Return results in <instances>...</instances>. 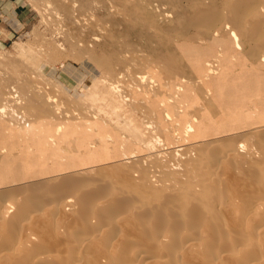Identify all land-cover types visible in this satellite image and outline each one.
I'll return each mask as SVG.
<instances>
[{
    "label": "rangeland",
    "instance_id": "obj_1",
    "mask_svg": "<svg viewBox=\"0 0 264 264\" xmlns=\"http://www.w3.org/2000/svg\"><path fill=\"white\" fill-rule=\"evenodd\" d=\"M107 1L108 0H0V94L1 93L4 94V95L2 94L0 95V107H1L0 108V114H1V118H0V123H1L0 124V127H1L0 128V156H1L0 157V179H1L0 188L6 187V186H13V185H23V184L25 185L31 181L32 183L31 184L29 183V185H32V184L33 185L34 184L52 185L54 182L56 183L63 182L65 185L71 181L70 176L71 177L73 176L71 178L72 180L74 179L73 181L79 180L81 182L80 185H86V184L88 185H97V184H100V185L102 184L103 185H167L168 183H169L168 185H198V181H199L198 175L202 176V174H204L206 171L212 172L208 169V167H206L207 162L211 159L209 155L210 153L208 155L205 153L204 156H201V159L198 162V164L194 162H191L192 163L191 164V163L186 162L187 158L185 157V154L183 152L188 151V153H190L189 158L194 159V157L197 156L198 150L203 148L201 147L202 144L206 146V149L208 150L212 149L211 146H209L211 144L207 145L204 141H206L207 143H210L215 138H217L215 140H221V137L223 139L224 138L226 139V137H228L229 139L230 137H232V136H229L231 134L233 135V137L237 136V138L236 137L235 138L238 139V135L241 136V133L242 132L244 133L245 131H253L246 135L254 134L256 132L254 130L256 128V126H254L255 124H261L264 126V118H263L264 117V105L259 106L258 104V102H261L264 104V60H262L264 56V54H262L264 52V46H263V43L261 42L262 40L252 39L254 42L253 43L251 41V38H248L247 36H244L241 33H239V39H240L239 41L241 42V48L239 49V52L236 53L235 56H231L232 54H230V56L227 57L226 59H222V57L217 54V50H214L216 47L215 46L216 43H213V41L208 39L206 35L204 36V32L202 30L191 27L190 34L192 38L188 39V41L187 40L182 41L180 39H176L177 34L175 31H173L172 33L169 32V35H171L173 38L175 37L174 40H166L165 37H164V40L163 38L148 40L146 35L138 34L140 32L139 27L137 28L136 26L135 27L131 26L130 28L127 29L125 25V19H127L126 17L127 13L122 8V6L119 5V7L117 8L109 7ZM166 6L170 7L172 11L174 10L172 13H174L177 10L176 6L172 5L171 2ZM158 13L159 12L157 11L156 12V14L158 15L157 21L158 20L160 21L157 22L156 26H154V29H151L150 27V30L149 28L145 30L147 34H152L153 31L156 33L159 31L160 33L159 32L158 33L162 35L164 33L161 28L162 25L163 27H167L168 25L169 28L174 26L175 24V21L173 20L174 16H171V15L167 16L165 14H162V12H160V14ZM81 15H83V17L85 16V18L84 19L83 17L81 18ZM112 20L118 21V22L111 28L109 27V25ZM169 21H170V24H169ZM135 32H138V33H135ZM95 37L97 39H95ZM128 38H130L131 40ZM198 38H201V39L198 40ZM202 39L204 41H202ZM247 39L249 40L247 41ZM145 41H147L148 43ZM201 41L203 43H201ZM149 42L151 45L149 44ZM84 43L86 44L84 45ZM207 43L211 44L209 52L208 50H206V48H208ZM248 43H250L249 46H248ZM255 43L257 44L254 45ZM258 44L263 47H259ZM212 45H214V49L212 48ZM140 46H142L143 48ZM164 46H166V48ZM176 46L178 49L175 48ZM137 47L139 48L137 49ZM247 47H251V48L253 47V48L247 49ZM151 48H153V50ZM211 48L213 49V54L211 52L212 50ZM136 51L140 53L138 52L136 53ZM204 51H207V54L204 55ZM247 51L251 52V54L247 53ZM244 52H246L247 54L246 53L243 54ZM128 53L130 56L127 55ZM182 53L184 56L180 55ZM27 54L28 55L30 54V56H28ZM138 54L139 56L142 55V57L140 56L138 58ZM145 54H148V55H145ZM93 55L99 57L102 60H105V62H101V64H97V62L93 60L94 59L92 57ZM249 56L252 58H250ZM132 57L133 58L136 57L134 58L135 61L132 60L133 59ZM206 57H208V59H211V57H213V59L215 60L214 65H216L215 67L217 68L216 73L206 71L208 70L205 64L206 60H208ZM238 57L240 58L241 62L239 61ZM38 58L40 59V62ZM140 58L143 61H141ZM137 59L138 61L142 63H139ZM198 60L199 62H201L200 63L201 65L199 67H196L195 64H196V61L198 62ZM133 62L135 66L134 64H132ZM146 63H148L147 64L149 65L148 67L146 66ZM183 63L186 65H184ZM143 64H145V66ZM227 64L230 66V68L233 65L235 66H233L230 69ZM174 65L175 67L172 68ZM31 66L33 67L31 68ZM142 67H145L146 69ZM166 67L168 70L169 69L171 70L168 71ZM25 69H28V70H25ZM127 69H129V71ZM221 69H222V72H221ZM223 69L226 70L227 73ZM23 70L24 72L26 71V73H24ZM125 71H127V74H128L127 76L125 75L126 74ZM30 72L37 73L38 77H36L35 74L33 75ZM22 73L32 74L31 78L28 77L29 75L28 76L26 75V77L23 76ZM137 73H141L140 76H138L139 74L136 75ZM173 75L175 76L173 77ZM124 76H126V79L124 78ZM32 77L34 78L36 77L35 80L33 79L34 84H32V81H33ZM147 77L149 79H146ZM17 78L22 79L20 80L21 85H20V81ZM38 78L40 79V81H42V82L38 81L40 82L38 83L39 85L36 84L37 83L36 80ZM129 78H131V80ZM141 78L142 79L144 78L145 80L143 79L142 81ZM150 79H152V81L154 80L153 81L154 83L150 81ZM188 79H189V83L188 81L186 82V80ZM16 80H18L19 83H16L17 82ZM132 80L134 81V83H132L133 82ZM164 80L166 84L164 83ZM196 80L197 81L199 80V81L194 82ZM118 81H119V84H118ZM191 81L193 82L192 84H191ZM142 82H143L144 88H143V85H141V87H137V88L135 87V86L142 84ZM41 83L44 86H42ZM128 83H129V86H127ZM149 83H150V86H149ZM162 83H164V85H162ZM257 83L259 84V87ZM14 84L16 85L13 88ZM172 84H173V87H175V89L172 87ZM176 84H178L177 87L179 88V90L176 87ZM11 85L12 87H10ZM122 86L123 87L125 86L124 88L126 89H123ZM179 86L182 88H180ZM237 86H239V88ZM54 87L55 88L57 87L56 88L57 90ZM128 87H130L131 89ZM5 88H8V89H5ZM23 88H25L27 91L25 90L24 92ZM36 88H39V90H36ZM45 88L46 90L48 88V90L47 91L44 90ZM149 88H151L152 90ZM131 90H132V93H131ZM150 90L152 92H150ZM169 90H172V91H169ZM124 91H126V93ZM16 93L19 96L14 95ZM46 93L47 94L50 93V94L46 95ZM66 93L68 96L66 95ZM168 93L171 96H169ZM25 94L26 95L29 94L28 95L29 97L27 96L26 98ZM51 95L53 97H51ZM145 95L147 97H145ZM177 95H180V96H177ZM45 96H50L51 98L55 97L56 99L55 98L54 99H55V102L57 103H55L53 99L45 97ZM13 97H14V100H13ZM19 97L20 99L24 101L25 100L28 101L27 99L30 97L32 99L34 98L35 106H33L34 108L33 107L32 108L33 109L37 108L36 110L38 111V108L42 107V109H44V112H40L38 114L37 111L35 110L36 113H31L27 109L29 108V106L26 105L27 107L24 106L26 108V113L23 114V111L25 108L23 107L22 102L24 101L21 100L22 102L20 103ZM255 98H257V100H255ZM258 98L261 100H259ZM15 99L17 102L19 101L16 104L13 103ZM47 99L51 100L50 101L51 103H49ZM129 99L131 102L129 101ZM141 99L142 101H140ZM247 100H250V101H247ZM171 101L173 102L170 103ZM10 102L12 104H10ZM162 102L163 104L161 105ZM199 102L201 103L200 105H202L203 107L199 105ZM19 103L21 104L22 107L20 105H17ZM72 103L74 104L73 106H75V108L72 106ZM184 103H186L187 105ZM54 104L55 106L58 105L59 109H57V106L55 107ZM16 105H17V108H16ZM51 105L53 106L51 107ZM2 106H4V109ZM175 106H177V108ZM193 106L195 107V109ZM9 108L13 110L8 111ZM144 108H147L148 112ZM72 109L74 110V112ZM59 110L61 112L63 111L64 114L59 112L60 115H58ZM75 110H79L78 113H76ZM82 110H84L85 112L88 110L89 112L87 111L86 113H89L91 116L88 114V117H86L87 115L85 114L84 111L82 112ZM174 110L175 111L179 110V112L174 113L173 112ZM64 111L68 113L67 116L65 114L66 112ZM162 111L163 113L161 114ZM12 112L13 114H17L19 118L18 119L16 115L12 114V116H16V120L13 118L15 120L14 122H13L12 116L8 115L9 113L11 114ZM20 112H21V115L23 114V116L25 115L27 118L23 116H22L23 118L22 117L20 118L18 115L20 114ZM55 112H57L56 115H54ZM81 112L83 113V116H84L83 118H81L82 116L80 117L78 115V114L82 115ZM151 112H153V114ZM28 113H29V116H27ZM144 113L146 114V116ZM30 114H32L36 118H34L33 116L30 117ZM175 114H177L178 118L177 116H175ZM4 115L8 116L9 118L11 116L10 119H12V121L8 117H2ZM92 115H95V116L93 117ZM165 115L168 118H166ZM89 116L91 117V119ZM260 116L261 117L263 116V117L260 118ZM25 118L27 121H25ZM193 118H195V120ZM3 119H4V122H3ZM17 119L18 120L22 119L23 121L22 122L17 121ZM122 120L124 122H122ZM170 120H172V122H170ZM174 120H176V122ZM115 121L118 122V124L121 123V125L114 124ZM185 121H187L189 124L186 123ZM26 122H28L27 123L28 125L26 124ZM52 122L54 123L52 124ZM151 122L152 123L154 122V123L151 124ZM104 123L105 124L107 123L108 126L104 125ZM122 123L123 125L127 124L125 125V127L129 126L128 127L129 129L130 127L132 128L130 129L131 133L128 130V128H125V129L123 128L124 126H122ZM47 124H49V126ZM190 124L192 125L190 126ZM14 125H16V127ZM150 125H153V126L157 125V126L152 128ZM57 126L58 127L60 126L59 128L60 130H56ZM171 126H174V127L172 128ZM187 126L188 127L190 126L189 130ZM37 128L38 130H35ZM150 128L152 129L154 133L150 130ZM165 128L168 130H166ZM89 129H90V132H89ZM113 129H115L116 131L115 130L113 131ZM148 129H149V134L147 131ZM153 129H155V131ZM184 129H186L185 134L183 133ZM144 131L146 133L145 135H144ZM156 131H157V134H156ZM158 131L159 132L161 131V132L159 133ZM119 132L121 135L119 134ZM132 132L135 134V136H132L133 134ZM138 132H139V135H138ZM150 132L152 135L150 134ZM177 133H179V135ZM147 134L149 135L150 138H147L148 137ZM140 135H143V136H140ZM157 135L159 136L157 137ZM106 136H107V139H106ZM37 137L39 139V142H38ZM100 137H101V140H99ZM175 137H178V138H175ZM233 137H232V141H235L236 139L234 140ZM138 138L139 140L142 138L148 139L147 142L144 139H143L144 141L140 140L144 144H146V146L145 145L144 146L147 147V149L144 146L141 147L142 143L139 144L140 142L139 140H137ZM130 139H132V141ZM135 139L137 141H135ZM149 139L153 140V141H150L151 144L152 142H155L152 144V146L149 143ZM252 139L253 141H255L254 136H252L251 140ZM71 140L73 143L71 142ZM158 140H162L163 142L158 141ZM32 143L35 145L32 146L33 145ZM158 143L160 144L162 143L164 148L162 147V145H158ZM61 145L64 147L66 146L65 148H67L68 151H66V149L62 147ZM71 145L73 146L71 147ZM6 146H7V149H6ZM24 146L26 147V149ZM152 147L153 149H151ZM197 147H201V148H197ZM3 148L6 149V151H4ZM39 148L41 151H39ZM53 148L55 150H53ZM63 148L65 149V151ZM90 148L92 149L90 150ZM116 148L117 149L119 148V149L118 151L115 152L116 154L115 155L113 153V150H117ZM222 148H224V146H222ZM57 149L59 151H57ZM212 151L214 150H211V152ZM7 152H8V155H6ZM15 152L19 154L15 155L16 154ZM162 152L164 153V156L167 157L168 159H166L163 155H161ZM11 153H13L12 155H14L15 157L14 156L10 157ZM24 153H25V156H24ZM175 153H178L179 156L178 154H176L175 156L172 155ZM160 155L163 156L164 158L160 157ZM54 156L56 157L54 158ZM146 156H148L149 158ZM181 156H183L184 158ZM23 157H26V158L21 160V158ZM45 157L47 160L45 159ZM10 159H12L11 162L8 161ZM20 160L23 163L20 162ZM118 162H120L119 165L121 164L122 167L119 165L118 166L115 165V163L118 164ZM5 163L8 164L6 165L7 169L5 167ZM172 163L173 164L175 163L176 165L175 164L174 165L177 166V168L174 165H172ZM107 165L113 166V167L109 166L111 168V172L115 168L114 169L115 172L113 171L114 174L110 172V169ZM91 166H94L95 168ZM199 166L200 167L202 166V167L199 168ZM203 166L204 168L205 167L206 168L204 169ZM60 168L64 172L61 171ZM89 168L95 171L93 170L91 171ZM120 168H121L120 172L119 170H116ZM10 169L12 170V172ZM20 170L22 171V173H20ZM191 170L193 171V174ZM107 171H109L110 173ZM116 171L120 173V176ZM135 171H138L137 172L138 174ZM61 172L63 175L61 174ZM68 173L70 175L67 176L66 174ZM64 174L69 178L68 182L61 178L65 176ZM136 174L139 176H136ZM125 176H128L129 179H125L124 178ZM151 176H154V178L156 179L154 180V178ZM39 179L41 181L42 180L44 181L40 183L38 182L39 184H37L36 182L40 181ZM142 179L145 184L142 183L141 181ZM144 179L150 180L151 182L149 184H146L145 182L146 180ZM49 180L50 181L52 180L54 182L51 183ZM64 181H66L67 183ZM155 182H157L158 184ZM75 184H77V182Z\"/></svg>",
    "mask_w": 264,
    "mask_h": 264
},
{
    "label": "bare ground",
    "instance_id": "obj_2",
    "mask_svg": "<svg viewBox=\"0 0 264 264\" xmlns=\"http://www.w3.org/2000/svg\"><path fill=\"white\" fill-rule=\"evenodd\" d=\"M107 2H108L109 7H116L117 8V7H119V5L122 6V8L127 13V16H126L127 19H125V25H126L127 29L130 28L131 26H134V27L136 26L137 28L139 27L140 32L139 33L135 32V33H138L141 35H146L148 40L149 39H162V38L164 40V37L166 38V40H174L175 37L173 38L171 35H169V32L172 33L173 31H175L177 34L176 39H180L182 41H184V40L188 41V39L192 38V36L190 34V28L193 27V28H198V29L202 30L204 32V36L206 35L208 37V39L213 41V43H216L215 49H214V45H212V48L214 50H217V54L220 55L222 57V59H226L227 57L230 56V54H232L231 56H235L236 53L239 52V49L241 48V42L239 41L240 40L239 39V33H241L244 36H247L248 38H251L252 42L254 39L262 40L261 42L263 43V46H264V0H170V1L169 0H108ZM170 2L172 3V5L176 6L177 10L174 13H172L174 10L172 11L170 9V7L166 6ZM118 9H117V11H118ZM155 11L156 12L158 11L159 12L158 14H160V12H162V14H165L167 16H170V15L174 16L173 20L175 21V24L173 27L169 28L168 25H167V27H163V25H162V27L160 26L162 28V31L164 32L162 35L159 34L160 33L159 31H158L159 33L157 32L158 34L156 32H154L153 30L152 31L154 34L153 33L147 34L145 32V30H147L148 28L150 30V27H151V29H154V26H156L158 21H160V20L157 21L158 15L156 14ZM92 16H91V18H92ZM82 17H83V15H81V18ZM84 18H85V16L83 17V19ZM170 20H171V18H170ZM117 22L118 21L112 20L110 23L111 26L109 25V27L112 28ZM169 24H170V21H169ZM111 28H110V30H111ZM159 30H160V28H159ZM99 31H100V29H99ZM95 39H97V38L95 37ZM128 39H130V38H128ZM199 39H201V38H198V40ZM248 40L249 39H247V41ZM147 41H145V42H147ZM202 41H204V40L202 39ZM202 41H201V43H203ZM209 43H207L208 48H206V50H208V52H209L210 47H211L210 46L211 44H209ZM85 44L86 43H84V45ZM149 44H150V42H149ZM256 44L257 43H255L254 45H256ZM249 45H250V43H248V46ZM177 46H179V45H177ZM177 46L175 48H177ZM257 46H255V47H257ZM263 46L259 45V47H263ZM96 47H97V45H96ZM140 47H142V46H140ZM164 47L166 48V46H164ZM171 47H172V45H171ZM180 47H179V49H180ZM102 48H103V46H102ZM132 48H133V46H132ZM138 48L139 47H137V49ZM248 48L252 49L253 47L252 48L247 47V49ZM151 49L153 50V48H151ZM213 49L211 50L212 54H213ZM137 52L138 51H136V53ZM125 53H127V52H125ZM138 53H140V52H138ZM245 53L246 52H244L243 54H245ZM247 53L251 54V52H249V51H247ZM252 53H253V51H252ZM112 54H114V53H112ZM205 54H207V51H204V55ZM262 54H264V52ZM124 55H122V56H124ZM127 55H129V53ZM145 55H148V54H145ZM180 55H183V53ZM28 56H30V54ZM133 56H135V55H133ZM136 56H137V54H136ZM140 56L142 57V55H140ZM140 56L138 54V58ZM92 57L94 58L93 60L97 62V64H101V62H105V60H102L95 55H93ZM162 57H163V55H162ZM134 58H136V57H134ZM134 58L132 60H134ZM206 58L208 59V57H206ZM250 58H252V57H250ZM233 59H235V58H233ZM41 60H43V59H41ZM140 60H141V58H140ZM253 60H254V58H253ZM262 60H264V56H263ZM137 61H138V59H137ZM141 61H143V60H141ZM214 61L215 60L213 59V57H211V59L206 60L205 64L208 68V70H206V71L216 73L217 68L215 67L216 65H214ZM239 61L241 62L240 58H239ZM39 62H40V59H39ZM138 62L142 63L140 61H138ZM35 63H37V62H35ZM200 63L201 62H199V60H198V62L196 61V64H195L196 67H199L201 65ZM254 63H255V61H254ZM132 64H134V62ZM147 64L148 63H146V66L148 67L149 65H147ZM165 64H167V63H165ZM169 64H170V62H169ZM143 65L145 66V64H143ZM184 65H186V64H184ZM218 65H219V63H218ZM134 66H135V64H134ZM233 66H235V65H233ZM32 67L33 66H31V68ZM162 67H163V65H162ZM174 67H175V65L172 68H174ZM142 68H145V67H142ZM229 68H230V66H229ZM166 69H167V67H166ZM191 69H192V67H191ZM25 70H28V69H25ZM127 70L129 71V69H127ZM169 70H171V69H169ZM224 71L226 72V70H224ZM23 72H24V70H23ZM35 72H36V70H35ZM125 72H126L125 75L127 76L128 75L127 71H125ZM221 72H222V69H221ZM24 73H26V71ZM24 73H22V74L25 77H26V75L27 76L29 75L28 77L31 78L32 74L33 75L35 74V76L38 77L37 73H33V72H30L32 74H30V73L24 74ZM140 74L141 73H137L136 75L140 76ZM126 76H124L125 79H126ZM174 76L175 75H173V77ZM118 77H120V76H118ZM257 77H258V75H257ZM35 78L32 77V80L33 79L35 80ZM129 79L131 80V78H129ZM143 79H142V81H143ZM146 79H149V78L147 77ZM183 79H182V81H183ZM18 80L20 81L22 79H18ZM18 80H16L17 81L16 83H19ZM34 80L32 81V84H34ZM38 81H40L39 78L36 80V82H37L36 84L42 82V81H40V82H38ZM116 81H117V79H116ZM150 81H152V79H150ZM187 81L189 83V79L186 80V82ZM198 81L196 80L194 82H198ZM210 81H212V80H210ZM128 82H129V80H128ZM132 83H134V81ZM132 83H131V85H132ZM164 83H165V80H164ZM164 83H162V85H164ZM192 83L193 82L191 81V84ZM118 84H119V81H118ZM173 84H172V87H173ZM15 85L16 84L13 85V88ZM18 85H17V87H18ZM20 85H21V81H20ZM141 85H143V82H142V84H140L138 86H135V85L134 86L137 88V87H141ZM208 85H206V86H208ZM42 86H44V85L42 84ZM127 86H129V83ZM149 86H150V83H149ZM177 86H178V84H176V87ZM10 87H12V85ZM124 87H123V89H126ZM237 87L239 88V86H237ZM258 87H259V84H258ZM8 88H5V89H8ZM128 88H130V87H128ZM143 88H144V85H143ZM173 88L175 89V87H173ZM180 88H182V87H180ZM193 88H195V87H193ZM16 89H18V88H16ZM23 89L25 92L26 89L25 88H23ZM149 89H151V88H149ZM36 90H39V88H36ZM44 90H46V88ZM47 90H48V88H47ZM151 90H150V92H152ZM178 90H179V88H178ZM190 90H191V88H190ZM256 90H258V89H256ZM169 91H172V90H169ZM211 91H209V92H211ZM38 92H40V91H38ZM124 92L126 93V91H124ZM179 92H181V91H179ZM186 92H187V90H186ZM131 93H132V90H131ZM49 94L46 93V95H49ZM2 95H4V94H2ZM14 95H17V93ZM28 95L25 94L26 98ZM66 95H67V93H66ZM186 95H188V94H186ZM9 96H11V95H9ZM12 96H13V94H12ZM17 96H19V95H17ZM169 96H171V95L169 94ZM177 96H180V95H177ZM14 97H13V100H14ZM45 97L51 98L53 96L51 95V97L50 96H45ZM145 97H147V96L145 95ZM10 98H12V97H10ZM30 98L27 99L28 101L25 100L26 101L25 102L24 100L20 99V97H19L20 103L22 101H24V102H22L23 107L27 105V106H29V108H27L29 112L36 113L35 110L37 108L35 107L36 109H33L34 108L33 106H35L34 105L35 99L31 98L32 99L31 100ZM54 98H51V99H53V101L55 102L56 98L55 99ZM186 98H187V96H186ZM39 99H41V98H39ZM47 100L49 101V103H51L50 102L51 100H49V99H47ZM243 100H245V99H243ZM255 100H257V98H255ZM259 100H261V99H259ZM15 101H16V99H15ZM15 101L14 102L11 101V102H13L15 104L19 102V101L18 102L17 101L15 102ZM129 101H130V99H129ZM140 101H142V99ZM247 101H250V100H247ZM11 102H10V104H12ZM172 102L173 101H171L170 103H172ZM20 103L17 105L21 106ZM55 103H57V102H55ZM186 103H184V104H186ZM203 103H204V101H203ZM220 103H221V101H220ZM162 104H163V102L161 103V105ZM179 104H181V103H179ZM200 104L201 103L199 102V105ZM258 104H259V106L264 105L261 102H258ZM17 105H16V108H17ZM73 105L74 104L72 103V106ZM204 105H205V103H204ZM217 105H218V103H217ZM52 106L53 105H51V107ZM54 106H55V104H54ZM56 106H57V109H59L58 105H56ZM200 106H202V105H200ZM2 107L4 109V106H2ZM30 107L31 108L33 107V108L31 109ZM59 107H60V105H59ZM73 107L75 108V106H73ZM151 107H150V109H151ZM175 107L177 108V106H175ZM5 108H7V107H5ZM10 108L8 111L13 110ZM220 108H221V106H220ZM243 108H245V107H243ZM77 109H78V107H77ZM144 109L147 110V108H144ZM144 109H142V110H144ZM194 109H195V107H194ZM249 109H250V107H249ZM24 111H23V114L26 113V108L24 109ZM38 111H37V113L39 114L40 112H44V109H42V107H40V108H38ZM78 111L79 110H75L76 113H78ZM83 111L84 110H82V112ZM189 111H191V110H189ZM1 112H3V111H1ZM21 112H20V114H18L20 118L23 116V114L21 115ZM59 112H61V111L60 110L58 111V115H60ZM64 112H66V111H64ZM73 112H74V110H73ZM86 112H85V114L87 116L86 115L85 116L88 117L89 113H86ZM147 112H148V110H147ZM173 112L178 113L179 110L178 111L174 110ZM3 113H5V112H3ZM56 113L57 112H55L54 115H56ZM61 113H63V111ZM151 113L153 114V112H151ZM162 113H163V111L161 112V114ZM12 114H13V112L11 114L9 113L8 115L12 116ZM65 114L67 116L68 113L66 112ZM219 114H221V113H219ZM13 115L17 116V114H13ZM78 115L80 117L82 116L81 118L84 117L83 113H82V115H80V114H78ZM95 115H92V116L94 117ZM148 115H150V114H148ZM11 116H10V118H11ZM16 116H12V119L14 118L16 120ZM27 116H29V113ZM31 116H33V115L30 114V117ZM35 116H36V114H35ZM145 116H146V114H145ZM175 116H177V114H175ZM175 116H173V117H175ZM2 117H8V116L4 115ZM23 117H26V116L24 115ZM52 117H53V115H52ZM52 117H50V118H52ZM262 117L260 116V118H262ZM0 118H1V114H0ZM17 118H18V116H17ZM26 118H25V121H27ZM34 118H36V117H34ZM166 118H168V117L166 116ZM177 118H178V116H177ZM12 119H10V120L12 121ZM14 119H13V122L15 121ZM18 119H17V121H21V122L23 121L22 119H20V120H18ZM90 119H91V117H90ZM193 119L195 120V118H193ZM58 120H59V118H58ZM174 121L176 122V120H174ZM188 121H189V119H188ZM3 122H4V119H3ZM54 122H52V124ZM65 122H67V121H65ZM122 122H124V121L122 120ZM170 122H172V120H170ZM185 122L188 123L187 121H185ZM197 122H198V120H197ZM27 123L28 122H26V124ZM153 123L151 122V124H153ZM156 123H157V121H156ZM34 124H35V122H34ZM114 124H118V122L115 121ZM144 124H146V123H144ZM47 125L49 126V124H47ZM104 125H107V123L106 124L104 123ZM118 125H121V123ZM125 125H127V124L123 125V123H122V126H124L123 127L124 129L129 127V126L125 127ZM142 125H143V123H142ZM157 125H154V126L150 125V126L153 128ZM191 125L192 124H190V126ZM14 126L16 127V125H14ZM107 126H106V128H107ZM190 126L189 127L187 126L188 130H189ZM211 126H213V125H211ZM254 126H256V128L254 130L257 133L255 132L254 134L246 135V134H249L253 131H245L244 133L243 132L241 133V136L237 134L238 139H236L237 136H235L236 137L235 138V137H233L232 134L229 135V136H232L234 140L236 139L235 141H232V137H230L229 139H228V137H226V139L225 138L223 139L221 137V140H215V139H217V138H215V139H213L214 141L212 140V142H210L208 140L210 143H207L206 141H204L207 145L211 144L209 146H211V148H212L211 150H214V151L211 152L210 149L209 150L206 149V146H204L202 144L201 147H203V148L197 147V148H201V149L198 150L197 156L194 157V159L189 158L190 153H188V151L183 152L185 154V157L187 158L186 162H188V163L194 162L196 164H198V162L200 161L201 156H204L205 153L207 155L210 153L209 155H210L211 159L207 162L206 167H208V169L212 172L206 171L204 174H202V176L198 175V180H199L198 185H168L169 183L167 185H103V184L102 185H100V184H97V185H88V184L80 185L81 182L79 180L73 181L74 179L73 180L71 179L73 176L72 177L70 176L71 181L69 183H67L69 180V178L67 176L70 175L68 173V174H66L67 176L64 174L65 175V176H63L64 178L60 176L63 180L67 181V182L64 181L67 183L65 185L60 180L59 181L61 183L58 182L59 184L52 181V180L51 181L49 180L51 183L54 182L53 184H55V183L56 184L55 185H53V184L52 185H50V184L49 185H45V184L40 185L39 183L44 181V180L41 181L39 179L40 181L36 182L39 185H36V184L29 185V183L30 184L32 183V181H31L25 185L24 184L23 185H13V186H6V187L0 188V264H264V126L261 124H255ZM4 127H5V125H4ZM6 127H8V126H6ZM171 127L173 128L174 126H171ZM187 127H186V129H187ZM59 128H60V126L59 127L57 126L56 130H60ZM170 128H169V130H170ZM130 129H132V128L130 127ZM130 129L128 128L129 131H130ZM186 129H184V132L182 131L184 134H185ZM35 130H38V128ZM114 130L115 129H113V131ZM150 130L152 131L151 128H150ZM153 130L155 131V129H153ZM157 130H159V129H157ZM166 130H168V129H166ZM26 131H28V130H26ZM147 131L149 134V129ZM89 132H90V129H89ZM133 132H134V130H133ZM56 133H57V131H56ZM130 133H131V131H130ZM217 133H215V134H217ZM119 134H120V132H119ZM133 134H132V136H135V134L134 135ZM145 134L146 133L144 131V135ZM150 134H151V132H150ZM156 134H157V131H156ZM177 134L179 135V133H177ZM239 134H240V132H239ZM138 135H139V132H138ZM46 136H45V138H46ZM107 136H106V139H107ZM132 136H130V137H132ZM140 136H143V135H140ZM158 136L159 135H157V137ZM252 136L255 137V141H253V139L251 140ZM18 137H19V135H18ZM147 138H150L149 135ZM175 138H178V137H175ZM37 139H38V137H37ZM143 139L144 138H142L140 140H143ZM72 140H73V138H72ZM72 140H71V142H72ZM99 140H101V137ZM130 140L132 141V139H130ZM137 140H139V138ZM137 140L135 139V141H137ZM140 140H139V142H140L139 144L142 143V146L141 145L140 146L141 147H143L144 145L146 146V144H144ZM144 140L147 142L148 139H144ZM53 141H52V143H53ZM67 141H68V139H67ZM150 141H153V140L149 139V143H150ZM158 141H162V140H158ZM38 142H39V139H38ZM73 142H74V140H73ZM40 143H42V142H40ZM40 143H38V144H40ZM153 143H155V142H152V144ZM152 144H151V146H152ZM34 145L35 144H33L32 146H34ZM158 145H162V143L161 144L158 143ZM72 146L73 145H71V147ZM222 146H224V148H222ZM62 147H64V146H62ZM153 147L151 149H153ZM162 147H163V145H162ZM61 148H59V149H61ZM145 148L147 149V147H145ZM160 148H161V146H160ZM6 149H7V146H6ZM6 149H4V151H6ZM16 149H17V147H16ZM25 149H26V147H25ZM30 149H31V147H30ZM65 149H66V151H68L67 148H65ZM65 149H64V151H65ZM91 149L92 148H90V150ZM118 149L113 150V153L115 154V152L118 151ZM53 150H55V149L53 148ZM73 150H74V148H73ZM39 151H41L40 148H39ZM57 151H59V150L57 149ZM80 151H82V150H80ZM1 152H2V150H1ZM8 152L6 153V155H8ZM19 152H21V151H19ZM175 152H176V150H175ZM13 153L10 154L11 155L10 157L14 156V155H12ZM15 153H16L15 155L19 154V153L17 154V152H15ZM162 153H161V155L164 156V153L163 154ZM83 154H85V153H83ZM176 154H178V153H175L172 155L175 156ZM64 155H66V154H64ZM103 155H104V153H103ZM108 155H109V153H108ZM161 155H160V157H162V158L165 157V156L163 157ZM22 156H23V154H22ZM24 156H25V153H24ZM51 156H53V155H51ZM178 156H179V154H178ZM7 157H9V156H7ZM40 157H41V155H40ZM46 157H45V159H46ZM55 157L56 156H54V158ZM146 157H148V156H146ZM181 157H183V156H181ZM24 158H26V157L21 158V160ZM165 158L168 159L167 157H165ZM115 159H114V161H115ZM11 160L12 159H10L8 161L11 162ZM21 160H20V162H22ZM97 161H98V159H97ZM175 161H176V159H175ZM70 162H72V161H70ZM106 163H108V162H106ZM119 163L120 162H118V164L115 163V165L118 166ZM170 163H171V161H170ZM71 164H73V163H71ZM174 164L172 163V165H174ZM6 165H8V164L5 163V167L7 169ZM110 165H107V166L109 167ZM32 166H33V164H32ZM113 166H110V167H113ZM119 166H121V164ZM84 167H85V165H84ZM91 167H94V166H91ZM110 167H109V169L111 172ZM175 167L177 168V166H175ZM201 167L199 166V168H201ZM102 168H103V166H102ZM203 168H204V166H203ZM24 169H26V168H24ZM87 169H88V167H87ZM114 169H113V171L115 172ZM60 170H61V168H60ZM90 170L92 171L93 169H90ZM116 170H119V172H120L121 168L116 169ZM26 171H28V170H26ZM61 171H63V170H61ZM87 171H89V170H87ZM91 171H89V172H91ZM93 171H95V170H93ZM113 171L111 173L114 174ZM11 172H12V170H11ZM107 172H109V171H107ZM116 172L118 173V171H116ZM122 172H123V170H122ZM135 172L137 173L138 171H135ZM20 173H22L21 170H20ZM84 173H85V171H84ZM61 174H62V172H61ZM118 174L120 176V173H118ZM137 174H136V176H139ZM192 174H193V171H192ZM134 175H135V173H134ZM152 175H153V173H152ZM157 175H155V176H157ZM51 176H52V174H51ZM110 176H111V174H110ZM1 177H3V176H1ZM151 177L154 178V176H151ZM178 177H179V175H178ZM43 178H45V177H43ZM111 178H112V176H111ZM124 178L129 179L128 176H125ZM153 178H151V179H153ZM155 179L156 178H154V180ZM88 180H90V179H88ZM144 180H146L145 181L146 184H149L151 182L150 180H147V179H144ZM34 181H33V183H34ZM105 181H107V180H105ZM141 181H142V183H144L143 179ZM175 181H174V183H175ZM76 182H77V184L78 183L79 184L78 185L75 184ZM155 183H157V182H155ZM45 186H46V188H45Z\"/></svg>",
    "mask_w": 264,
    "mask_h": 264
}]
</instances>
